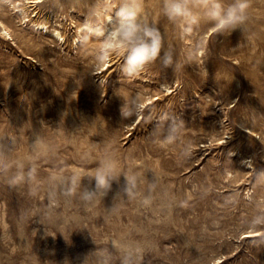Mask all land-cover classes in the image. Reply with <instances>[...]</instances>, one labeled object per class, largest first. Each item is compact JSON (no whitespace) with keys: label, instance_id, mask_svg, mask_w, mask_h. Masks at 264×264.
Returning <instances> with one entry per match:
<instances>
[{"label":"rangeland","instance_id":"obj_1","mask_svg":"<svg viewBox=\"0 0 264 264\" xmlns=\"http://www.w3.org/2000/svg\"><path fill=\"white\" fill-rule=\"evenodd\" d=\"M4 1L0 19L11 37L0 30V264H104L99 255L85 258L95 248L121 264L119 245L128 243L143 245L139 264H264V186L254 171L264 168V0H249L247 38L240 29L214 33L209 23L182 36L162 15V0H143L183 67L174 73L157 62L131 81L118 80L115 54L108 70L93 74L99 41L87 52L75 43L83 16L69 5L89 0H64L55 14L56 0ZM117 88L142 98L141 117L122 121ZM160 112L185 121L174 145L161 147L149 134L156 120L145 117ZM171 123L157 135H168ZM185 147L190 157L181 155ZM109 154L141 176L134 198L114 200L122 175L93 207L84 187L77 199L50 194V175L78 179ZM17 165L33 170L34 184L9 183ZM153 176L158 186L145 208ZM94 187L93 180L87 190Z\"/></svg>","mask_w":264,"mask_h":264},{"label":"clouds","instance_id":"obj_2","mask_svg":"<svg viewBox=\"0 0 264 264\" xmlns=\"http://www.w3.org/2000/svg\"><path fill=\"white\" fill-rule=\"evenodd\" d=\"M47 4L49 0H42ZM64 0H56L49 10L54 14L62 12ZM249 0H232L227 6L223 0H200V6L197 8L194 0H162V15L170 22L177 25L182 36L191 35L198 29L202 23H209L212 31L220 35L230 36L231 33L240 29L243 37L245 33L244 25L249 21ZM70 11H80L83 21L78 29L76 36L77 46L87 52L93 41H99V44L91 49L95 65L93 74H100L109 65L113 54L122 58L117 73L118 80L122 76L131 81L139 78L145 69L157 62L164 70L171 68L173 72L181 70L183 65L174 59V50L164 47V36L154 20H149L145 13L143 0H94L88 2L86 7H78L76 4L69 5ZM247 38V37H245ZM100 85L102 81L100 79ZM116 95L122 99L120 115L122 121L141 117L144 113L146 104L139 95L128 96L123 94L119 88ZM65 118V116H62ZM156 120L153 130L149 133L154 137L161 147H167L176 144L182 135V129L185 121L182 117L170 112H160L159 114H150L145 117V123H151ZM179 119V124L176 123ZM171 121V132L159 137L157 134L161 131L164 124ZM38 137L33 144H37ZM191 148L185 147L181 155L184 158L191 156ZM233 155V153H231ZM245 161L244 163H246ZM31 163V161H29ZM20 170L18 174L9 179L13 186L19 183H35L34 173L31 168L27 173L23 172V167L17 165ZM255 171V182L258 186H264V168ZM121 175L124 177V185L114 197L125 196L134 198L137 195L138 185L141 182V176L135 172L124 171L120 166L114 154L106 155L101 159L93 173H85L78 177L76 175L56 174L47 178L50 186L51 195L68 196L73 199L79 197L81 187L86 189L84 199L93 203L103 201V198L112 188V183L120 182ZM87 179L88 183L83 181ZM95 181L94 189L90 188L92 181ZM158 178L153 176L148 185L147 195L140 201L141 206L150 208L153 203L152 193L158 186ZM264 202V201H262ZM171 207V204L167 205ZM114 210V205L110 208ZM114 248L118 247L115 241L112 242ZM143 245L128 243L119 245L121 253V264H139V257ZM90 255H99L103 258L104 264H111V253L106 250H97L96 248L89 252L85 258Z\"/></svg>","mask_w":264,"mask_h":264},{"label":"bare ground","instance_id":"obj_3","mask_svg":"<svg viewBox=\"0 0 264 264\" xmlns=\"http://www.w3.org/2000/svg\"><path fill=\"white\" fill-rule=\"evenodd\" d=\"M34 2H39V1H41V0H33ZM0 2H5L4 0H0ZM21 9H22V14H23V17H26L28 14H26V10L23 8V6L21 7ZM28 17V16H27ZM35 24L39 27L40 26V24H41V27L43 28V27H46V25H45V23H43V22H39V21H37V22H35ZM80 27V26H79ZM79 27L77 28V32H78V29H79ZM47 29V28H46ZM0 30H3L1 33H3L4 34V36H5V38H10L11 37V34H10V32L8 31V29L6 28V25H5V23L0 19ZM51 32H52V35L53 36H56V37H58L59 39H61V40H63L64 42L66 41V38H65V36H64V34H63V32L62 31H60L59 29H57L56 27H54V28H52L51 29ZM74 41H75V43H76V36H74ZM112 65V62L111 63H109V65H108V67H106V69L105 70H108L109 69V67ZM248 235H250L249 233H247Z\"/></svg>","mask_w":264,"mask_h":264}]
</instances>
